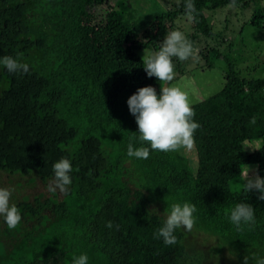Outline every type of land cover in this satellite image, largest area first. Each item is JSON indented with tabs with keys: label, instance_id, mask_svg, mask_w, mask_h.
I'll return each instance as SVG.
<instances>
[{
	"label": "trees",
	"instance_id": "obj_1",
	"mask_svg": "<svg viewBox=\"0 0 264 264\" xmlns=\"http://www.w3.org/2000/svg\"><path fill=\"white\" fill-rule=\"evenodd\" d=\"M251 1L195 0L196 21L184 19L190 40L210 31L208 7ZM157 3L143 19L131 0H0V56L29 64L27 73L0 67V172L18 178L14 195L24 179L47 190L59 158L73 165L67 193L12 196L21 222L8 229L0 221V264H72L80 253L88 264H187L190 252L204 264L206 255L193 252L194 238L204 237H216L214 253L227 245L234 264L264 253V200L242 191V167L255 165L264 175V150L245 147L264 140V76L250 77L235 62L250 61L240 44L239 59L220 54L227 63L221 88L192 104L200 127L191 153L126 155L130 143L147 145L127 97L144 85L159 92L162 83L146 75L142 52L158 50L175 19H187L184 0ZM167 3L172 8L163 10ZM262 15L249 25L264 31ZM241 201L253 205L257 223L236 231L223 209ZM175 202L194 204L196 221L190 231H176V244L164 245L153 232Z\"/></svg>",
	"mask_w": 264,
	"mask_h": 264
},
{
	"label": "clouds",
	"instance_id": "obj_2",
	"mask_svg": "<svg viewBox=\"0 0 264 264\" xmlns=\"http://www.w3.org/2000/svg\"><path fill=\"white\" fill-rule=\"evenodd\" d=\"M184 11L187 20L196 21L195 0H184ZM193 55V44L184 31L173 29L167 31L160 41L158 50H152L142 56V66L148 77H155L159 82L172 81L175 75L173 58L186 61ZM0 67L9 73H27L29 64L22 62L12 55L0 56ZM129 112L134 116L141 142L145 146L129 144L126 155L137 159H147L150 150L177 151L184 148L191 149L194 143V132L200 127L193 119V100L189 94L178 86L161 87L159 92L152 85L138 87L126 100ZM256 118L251 119L255 123ZM245 147L254 150H264V140L254 144L245 143ZM244 147V148H245ZM73 165L68 157H61L52 164V177L47 184L50 193L57 191L67 193L72 183L71 173ZM242 191L257 194V198L264 200V175L257 171L243 177ZM12 191L8 187L0 186V221L8 229L16 228L21 222L20 209L11 202ZM196 206L190 202H175L168 207L160 226L153 232L156 239L162 240L164 245H174L178 238L176 231L184 229L190 231L196 221ZM223 214L234 226L241 231L244 226L252 228L257 219L252 204L245 201L237 202L230 208L223 209ZM106 227L112 228V221L106 222ZM116 227H119L116 225ZM243 264H264V253L248 257L244 256ZM87 253L73 256L72 264H88Z\"/></svg>",
	"mask_w": 264,
	"mask_h": 264
},
{
	"label": "rangeland",
	"instance_id": "obj_3",
	"mask_svg": "<svg viewBox=\"0 0 264 264\" xmlns=\"http://www.w3.org/2000/svg\"><path fill=\"white\" fill-rule=\"evenodd\" d=\"M157 1L158 0H131L132 4L139 12L137 17L140 16L143 17V19L152 17L154 10L158 7ZM167 4L164 5L163 10L172 8L169 6L170 3ZM259 12L263 14L261 22H264V0H252L251 3L246 6H242L241 4H229L225 7L213 8V10L208 7V9H206L207 15L205 18L207 19L209 27L211 26V29L207 35L203 36L202 40H204V45L201 44L202 40H190L189 34L192 33V27L185 21L187 20L186 18L175 19V26L177 24V28L175 29L184 31L187 38L192 42L193 55L186 61L178 62L179 73L174 76L173 80L170 81L168 85L166 82H162L161 87H181L189 94L193 103L213 94L221 88V82L224 81L223 71L226 70L227 67L226 61L220 54H227L229 57L232 56L234 52L237 54L236 47L239 46L238 44L242 47V51H247L250 61L244 60V62H237L235 59V62L242 64V70L244 72H249L250 77L264 76V31L253 26V24L249 25L251 18H253L254 15H258ZM201 51H203V54H207L211 59L205 61L204 56L202 57L200 55ZM143 54L144 51L141 56H143ZM216 54L222 59H217L214 56ZM240 57V54L236 55V58L239 59ZM173 63L176 64L175 60ZM255 142L256 141H252L249 142V144H254ZM181 151L187 154L191 153V149L187 148L181 149L180 152ZM247 168L246 166L242 167L243 177L247 174ZM255 170V165L250 166L249 174ZM0 171L4 170L0 169ZM0 173V186L8 187L11 190L10 187L16 185L18 178L11 179L5 173ZM23 182L24 187L22 189H15V194H12V196L20 197L25 192H33L34 194L39 192L47 193V190L41 183L33 188H29L26 184V179H24ZM61 193L62 192H59V195H61ZM154 206H156V204H154ZM160 213L162 214L163 210ZM162 215H165V212ZM204 238V240L200 238L199 243L197 239L194 238L197 244L193 250V252L196 253L200 250L201 253L206 255L204 264H234L236 256L231 253L226 244V247H224L221 252L214 253L212 247L216 246L218 243L216 237ZM186 259L187 264H197L196 254L190 252Z\"/></svg>",
	"mask_w": 264,
	"mask_h": 264
}]
</instances>
